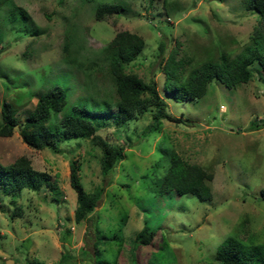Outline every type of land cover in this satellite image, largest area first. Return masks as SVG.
I'll return each mask as SVG.
<instances>
[{
    "label": "rangeland",
    "instance_id": "obj_1",
    "mask_svg": "<svg viewBox=\"0 0 264 264\" xmlns=\"http://www.w3.org/2000/svg\"><path fill=\"white\" fill-rule=\"evenodd\" d=\"M247 1L0 0V108L3 101L10 102L20 124L38 95L55 83L72 93V101H85L97 113L105 94L115 100V81L102 49L122 30L145 42L127 71L145 82L153 80L167 111L182 119L162 121L137 144L151 121L149 111L118 129H100L102 137L123 148L124 159L94 214L80 223L74 219L69 162L79 166L87 192L106 182L99 151L88 139L62 142L61 152L55 153L27 146L18 128L12 136L0 137V164L24 156L57 189L54 193L43 184L39 191L6 194L0 186V264H57L66 251L73 257H64L63 264H130L132 258L136 264H216V248L228 236L264 243V202L259 200L264 191V39L257 45L261 63L250 65L248 82L228 87L213 79L195 101L175 102L163 90L162 65L175 46L176 59L185 60L181 81L186 83L201 64L219 61L222 53L233 59L254 45L257 14L246 7ZM100 3L120 4L122 10L97 21L94 10ZM160 39L165 43L162 55ZM114 112L108 110V122ZM60 117L51 112L50 124ZM172 150L212 174L207 182L211 200L155 190ZM96 221L107 237L98 240L97 255L92 248ZM143 227L153 239L135 247L133 239Z\"/></svg>",
    "mask_w": 264,
    "mask_h": 264
},
{
    "label": "trees",
    "instance_id": "obj_2",
    "mask_svg": "<svg viewBox=\"0 0 264 264\" xmlns=\"http://www.w3.org/2000/svg\"><path fill=\"white\" fill-rule=\"evenodd\" d=\"M246 7L256 12L258 25L254 27L251 34L254 45L237 57L228 59L222 53L219 55V61L205 62L191 70L187 82L183 83L181 79L185 60L176 59L177 46L169 53L162 65L163 90L173 101L200 99L206 92L207 84L213 79L221 81L228 87L246 83L251 79L250 65L255 61L261 63V52L257 45L264 39V0H248ZM121 10L120 4L100 3L95 7L94 17L97 21H103ZM21 16L26 17L23 12ZM144 46L145 42L139 35L122 30L116 32L103 47V61L107 63L108 71L114 78L116 98L114 100L112 95L105 94L100 113H97V109L89 106L85 101H72V93L63 89L59 83L52 84L38 95L33 111L21 124L17 119V111L10 102L3 101L1 105L0 137H10L18 128L22 142L36 150L49 149L60 153L59 145L62 142L85 138L94 149L99 151L100 175L106 182L92 192H87L81 184L77 173L79 166L74 161L69 162V185L76 194L74 211L76 223L91 218L102 197L104 187L111 184L119 163L124 159L123 148L102 137L99 134L101 128L112 125L118 129L125 122L135 119L138 114L149 111L151 121L137 138V144L157 131L162 121H182L167 111V103L160 96L153 80L145 82L136 74L127 71V66L137 58ZM164 46L163 39H160L157 45L160 55L164 51ZM70 61L79 67L83 65L75 58ZM86 75L90 76L88 72ZM111 108H114L115 112L113 120L108 122L107 118L110 114L108 110ZM51 112L61 115L55 124H50ZM167 155L162 179L154 184L155 190L161 194L169 191L175 192L178 196L193 195L200 201L211 200L212 192L207 182L212 180V174L199 165L186 162L173 150ZM43 184H49L52 191L57 193L55 185L49 183L48 175L33 169L29 159L24 156L9 165L0 164V186L6 194L18 193L22 190L39 191ZM259 200L264 202V191L261 192ZM11 202L14 204L13 201ZM13 210L16 213L17 207L15 206ZM93 225L92 248L97 255L95 247L98 240L107 239V237L101 235L97 221ZM152 239L153 233L143 227L135 235L133 244L135 247L149 245ZM66 256L73 257L66 251L57 264H63ZM213 260L216 264H264V243L246 244L234 236H228L216 248ZM130 264H136L134 258L131 259Z\"/></svg>",
    "mask_w": 264,
    "mask_h": 264
}]
</instances>
